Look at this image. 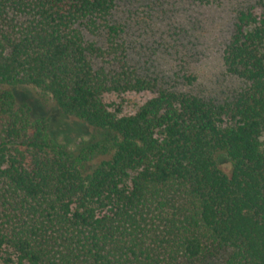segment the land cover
Masks as SVG:
<instances>
[{
  "label": "trees",
  "instance_id": "1",
  "mask_svg": "<svg viewBox=\"0 0 264 264\" xmlns=\"http://www.w3.org/2000/svg\"><path fill=\"white\" fill-rule=\"evenodd\" d=\"M115 7L0 0V264H264V0L222 99L130 64ZM144 91L132 115L105 99Z\"/></svg>",
  "mask_w": 264,
  "mask_h": 264
},
{
  "label": "rangeland",
  "instance_id": "2",
  "mask_svg": "<svg viewBox=\"0 0 264 264\" xmlns=\"http://www.w3.org/2000/svg\"><path fill=\"white\" fill-rule=\"evenodd\" d=\"M255 2L116 0L113 18L125 27L123 40L129 45L130 64L152 74H164L165 80L174 78L177 71H187L197 77L194 91L222 99L242 85L227 74L223 52L234 31L238 11ZM99 37L89 35L87 39L101 44ZM153 96L147 91L108 92L105 99L119 107L121 115H132Z\"/></svg>",
  "mask_w": 264,
  "mask_h": 264
}]
</instances>
